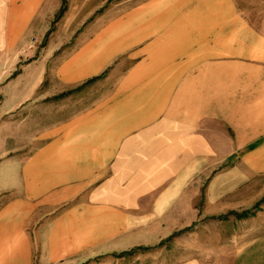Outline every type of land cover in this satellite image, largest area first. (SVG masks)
I'll list each match as a JSON object with an SVG mask.
<instances>
[{
    "label": "crops",
    "instance_id": "crops-1",
    "mask_svg": "<svg viewBox=\"0 0 264 264\" xmlns=\"http://www.w3.org/2000/svg\"><path fill=\"white\" fill-rule=\"evenodd\" d=\"M61 4L0 0L1 49L27 24L36 40L50 32L27 81L0 83V264H118L190 231L202 191L217 201L264 179V53L248 18L207 0H68L51 20ZM16 10L28 16L10 34ZM148 217L165 235L99 249L94 233ZM234 232H189L171 249L199 244L205 257L164 264H264V233Z\"/></svg>",
    "mask_w": 264,
    "mask_h": 264
},
{
    "label": "rangeland",
    "instance_id": "rangeland-1",
    "mask_svg": "<svg viewBox=\"0 0 264 264\" xmlns=\"http://www.w3.org/2000/svg\"><path fill=\"white\" fill-rule=\"evenodd\" d=\"M214 4H218L219 15H228V16H242L249 19V22L253 24L254 28L258 27L261 35L260 49L261 54L264 53V0H207ZM68 3V0L66 1ZM25 11L16 10V15L14 23L12 22L9 26V33L13 34L16 32L12 30V27H15L17 20L21 17L27 18ZM55 19V15L51 20ZM55 22L51 21L49 25L50 31L53 29ZM10 33V34H12ZM50 33V32H49ZM43 36L41 40L35 39V33L32 32L31 26L27 24L22 33L19 35L16 45L4 46L2 49L0 47V83H6L11 80H24L28 79V65L34 59V57H39L42 49L45 46V43L48 39ZM2 32L0 31V37ZM4 50V51H2ZM12 51L15 54H12ZM1 98V96H0ZM215 171H213L214 173ZM217 187H213V193L219 194V190H215ZM224 191V192H223ZM221 196H224L223 199L217 201H208L205 199V195L202 191L200 196H195L196 200L194 201V214L195 219L192 220L190 231L185 230L179 233L178 237L171 239L170 242H165L161 247H150L147 251H140L133 249L131 253L118 259V264H164V261L172 256V252L177 253L176 256H181L185 252L189 253L191 256L204 258L206 250L201 245H188L181 244L176 245L178 249H171L175 247L178 242L188 241V234L196 232V241L207 240L209 237L210 240H218L219 236H235V232L238 228L247 226H254L259 230L260 234L264 233V201H261L264 198V179L257 178L251 183L241 185V186H228L227 190H223ZM156 201H147L140 202L143 209L147 208L148 216L151 215L152 211L156 208ZM178 205L180 209H185L186 206L183 201L174 202ZM173 210V209H172ZM171 210V211H172ZM246 210L253 217H244L237 218L230 212H237L240 214L242 211ZM175 212V211H174ZM173 214V212H171ZM134 216L132 217V219ZM190 213V219H191ZM152 219L148 217V221L142 225L141 228L135 229L133 225L132 231L126 234H117L115 237L113 233L108 232H99L94 233L93 236H97L100 239L99 249H111L115 246H135L140 244H148L159 239L162 234L160 232L159 224L151 222ZM102 224V223H101ZM169 224V223H168ZM220 227L222 229H220ZM101 230L104 228L100 225ZM164 228V227H163ZM222 230V233L219 231ZM231 231V232H224ZM190 232V233H189ZM91 237V233H85L86 236ZM194 235V234H193ZM186 243V242H185ZM168 246V247H167ZM190 246V247H189Z\"/></svg>",
    "mask_w": 264,
    "mask_h": 264
},
{
    "label": "trees",
    "instance_id": "trees-1",
    "mask_svg": "<svg viewBox=\"0 0 264 264\" xmlns=\"http://www.w3.org/2000/svg\"><path fill=\"white\" fill-rule=\"evenodd\" d=\"M66 10V1L65 0H62V4H61V7L57 13V15L55 16V21L58 20L62 14L64 13V11ZM261 201H264V198L261 200ZM235 217L237 218H243V217H247V216H250L252 214H250L249 212L247 211H244L242 212L241 214H237V213H232Z\"/></svg>",
    "mask_w": 264,
    "mask_h": 264
}]
</instances>
